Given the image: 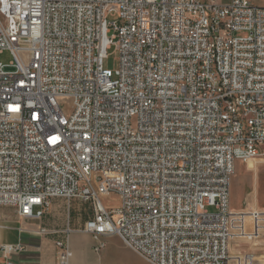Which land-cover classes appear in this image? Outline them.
I'll list each match as a JSON object with an SVG mask.
<instances>
[{"label":"built area","instance_id":"1","mask_svg":"<svg viewBox=\"0 0 264 264\" xmlns=\"http://www.w3.org/2000/svg\"><path fill=\"white\" fill-rule=\"evenodd\" d=\"M220 1L0 0V207L91 204L99 257L119 237L148 264H259L241 247L264 212L234 211L231 184L263 154L264 6Z\"/></svg>","mask_w":264,"mask_h":264},{"label":"crops","instance_id":"2","mask_svg":"<svg viewBox=\"0 0 264 264\" xmlns=\"http://www.w3.org/2000/svg\"><path fill=\"white\" fill-rule=\"evenodd\" d=\"M257 3L264 6V0ZM262 152L255 160L236 163L231 184L234 211L264 212V148ZM92 218L91 204L64 198L53 199L40 219L20 218L14 208L7 207L0 210V247L19 244L25 247L24 252L11 257L14 264H58L57 243L67 242L74 253L72 264H106L113 252L112 244L123 243L119 237L107 238V246L99 257L94 252L93 237L85 232L86 223ZM43 229L48 233L41 234ZM0 254V264H7L8 258Z\"/></svg>","mask_w":264,"mask_h":264},{"label":"rangeland","instance_id":"3","mask_svg":"<svg viewBox=\"0 0 264 264\" xmlns=\"http://www.w3.org/2000/svg\"><path fill=\"white\" fill-rule=\"evenodd\" d=\"M229 0H221V3H225ZM255 4L257 3V0H252ZM109 56L108 59L105 60V68L116 71L119 68L120 65V53L116 49V47H112L109 51ZM1 62L3 63L4 66H9L12 61L14 60L13 54L10 50H5L1 56H0ZM6 71H13L11 67H6ZM71 101H68V103L65 104V107L70 110L71 108ZM61 199V198H60ZM107 205L111 204H116L117 201H111L110 199H105L104 201ZM4 208L7 207H0V210H3ZM210 212H215L214 208L209 209ZM247 220L248 222V227L252 229L253 226V220H255L254 215H248ZM260 221L262 222V231H261V237L257 240H245V242L242 243L243 250H246L247 252L255 253L256 257L259 260V264H264V216H260ZM113 246V252L110 255L109 259L107 260L106 264H148L145 260H143L139 255L136 253L132 252L130 249L127 247L123 246L122 244L115 242L112 244ZM238 249V248H237ZM236 252V248L232 249V253ZM14 254L9 256L8 262H11V257ZM2 255L0 254V258ZM5 262V259H2Z\"/></svg>","mask_w":264,"mask_h":264}]
</instances>
